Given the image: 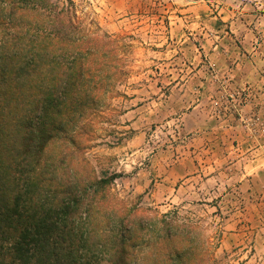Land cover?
<instances>
[{
  "label": "rangeland",
  "instance_id": "rangeland-1",
  "mask_svg": "<svg viewBox=\"0 0 264 264\" xmlns=\"http://www.w3.org/2000/svg\"><path fill=\"white\" fill-rule=\"evenodd\" d=\"M53 2L125 70L87 120L99 176L201 222L215 264H264V0Z\"/></svg>",
  "mask_w": 264,
  "mask_h": 264
},
{
  "label": "trees",
  "instance_id": "trees-1",
  "mask_svg": "<svg viewBox=\"0 0 264 264\" xmlns=\"http://www.w3.org/2000/svg\"><path fill=\"white\" fill-rule=\"evenodd\" d=\"M117 53L53 0H0V264H215L201 222L120 197L87 158Z\"/></svg>",
  "mask_w": 264,
  "mask_h": 264
}]
</instances>
